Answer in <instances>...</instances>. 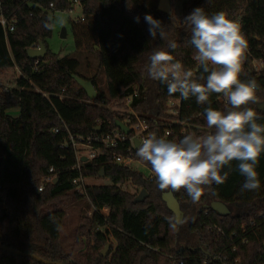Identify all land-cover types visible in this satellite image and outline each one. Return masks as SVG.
Here are the masks:
<instances>
[{"label": "trees", "instance_id": "16d2710c", "mask_svg": "<svg viewBox=\"0 0 264 264\" xmlns=\"http://www.w3.org/2000/svg\"><path fill=\"white\" fill-rule=\"evenodd\" d=\"M158 5L159 0L4 2L3 11L16 17L17 22L15 31L7 37L0 26V73L17 69L21 77L11 91H0L1 245L65 264H204L208 257L214 264L216 256L228 264H264V153L256 166L259 189L241 190L245 178L238 171V162L232 161L231 167L221 171L222 176L227 173L223 183L209 185V192L204 191L196 202L183 189H161L156 179L150 181L141 171L117 165L109 153L81 162L76 168L71 137L77 140L117 130L116 122L128 116L135 122L133 115L113 110L112 104L127 105L153 125L158 122L156 135L168 140L178 142L189 133L199 136L214 131L207 128L204 116V108L209 105L198 104L192 96L182 98L178 118L185 125H172L173 135L167 138L160 127L162 121L173 118L167 102L174 94L169 95L166 84L148 76L151 54L168 51L174 61L193 71L199 65L194 60L196 49L190 43V27L184 22L181 26L174 24L171 15L159 11ZM77 6L82 17L71 22V29L76 51L84 46L98 61L92 78L82 73L78 56L59 57L48 45L53 36L50 14ZM196 7H202L208 15L223 12L239 24L249 52H245L240 79L255 80L258 85L255 102L241 110L251 108L259 117L257 123L264 125V109H259L264 104V68L258 75L253 66L254 60L264 62V0H188L182 6V17ZM145 14L163 23L167 39L159 34L152 39ZM45 23L52 26L45 27ZM169 41H175L177 47L171 49ZM40 43L47 48L45 57L31 58L28 50ZM101 74L105 76L106 92L99 86ZM201 74L207 75L199 67L197 76ZM74 76L93 83L97 91L93 101ZM221 96L211 94L210 106L226 111L217 101ZM13 109H19L18 118L8 115ZM135 158L141 160L136 153ZM141 162L151 170L148 162ZM50 168L58 181L39 193ZM101 172L111 184L81 188L82 183L75 182L99 177ZM125 184L139 192L145 190L148 197L135 204L138 193L121 190ZM168 190L185 213L182 225L177 224L162 199ZM82 201L92 215H80L76 238L67 250L61 239L66 209ZM213 201L225 204L232 213L221 216L204 209ZM103 207L110 208L109 215L101 213ZM111 239L115 246L111 245L110 255L104 258L100 253ZM243 239L247 240L244 245ZM235 246L238 249L233 251ZM0 264L41 263L0 250Z\"/></svg>", "mask_w": 264, "mask_h": 264}, {"label": "clouds", "instance_id": "9594fccd", "mask_svg": "<svg viewBox=\"0 0 264 264\" xmlns=\"http://www.w3.org/2000/svg\"><path fill=\"white\" fill-rule=\"evenodd\" d=\"M135 19L139 21V17ZM144 19L152 39L157 34L167 39L160 20L151 14H145ZM183 22L191 29L190 43L196 49L194 60L206 77L185 69L165 50L151 54L147 74L166 84L169 95L179 93L185 100L192 96L198 104L209 105L204 108V116L207 128L214 131L199 136L189 133L178 142L151 133L137 146L136 155L151 165L161 189H183L193 202L200 199L205 186L223 183L227 173L222 176L221 171L225 166L231 167L232 161L238 162V171L245 178L241 190H257L260 181L256 166L264 153V125L257 123L259 117L251 108L241 110L242 106L255 102L258 87L255 80L240 79L247 41L239 24L223 12L208 15L202 7H196ZM51 26L45 23V27ZM168 46L177 47L175 41H169ZM213 93L226 99L230 106L226 111L210 106L209 97Z\"/></svg>", "mask_w": 264, "mask_h": 264}, {"label": "built area", "instance_id": "2783aa9c", "mask_svg": "<svg viewBox=\"0 0 264 264\" xmlns=\"http://www.w3.org/2000/svg\"><path fill=\"white\" fill-rule=\"evenodd\" d=\"M7 0H0V26L3 28L4 33L6 37L13 33L16 29V22L17 19L14 16H8L3 11L4 2ZM53 8V5H51ZM70 13L73 12V10L68 11ZM82 20H84L82 18ZM40 44H34L30 49H39ZM248 54L249 52L246 51ZM253 66L256 71V73L259 75L261 73V70L264 68V62L254 60ZM199 71V66L196 67L194 70V73ZM47 96L46 94H44ZM218 103L221 105L223 110H226L229 105L227 104L226 99L221 96L218 100ZM130 102V100H128ZM167 108H168V114L173 117L172 119L164 120L168 121L160 124V127L164 129L165 137H169L173 135L172 125H185L179 120V116L181 114L182 109V97L180 95L172 96L168 102H167ZM134 116L135 122H133V117L128 116L123 123L128 126L131 129L130 134L123 133L120 129L117 130H110L106 131L105 133H102L100 135H90L87 137H79L77 140H75L73 137H71V143L72 148L75 151L76 158L78 161V164L76 166L77 169L80 168L81 162L93 160L99 156L104 155L105 153H109L112 155V159L114 163H116L119 166H122L125 169H134L138 170V166L148 169L146 165H144L141 160H137L135 158V153L137 150V146L142 142L143 139L147 138L151 133H155L157 130L158 122L155 123V125L151 124L145 119H141L134 113H130ZM176 118V119H175ZM66 128V126H64ZM67 129V128H66ZM185 131V129H184ZM183 131V132H184ZM54 132H58L57 129L54 130ZM156 134V133H155ZM137 141L139 144L137 145ZM149 175L146 176V178L150 181H153L155 179L154 174L150 169H148ZM56 175L53 168L48 169L47 175L44 177L42 184L40 185L38 192L41 193L44 191V189L52 184L55 181ZM85 179H79L75 182L82 183L80 186L83 188L85 185L84 183ZM79 191L81 192V189L79 188ZM221 231V230H219ZM243 245L247 243V240L243 239L241 242ZM238 249L237 246L233 248V251H236ZM239 259H237L238 261ZM214 264H228L226 262H223L221 257L216 256L214 259ZM236 261V262H237ZM211 260L207 259L204 264H211ZM182 264V263H181Z\"/></svg>", "mask_w": 264, "mask_h": 264}, {"label": "rangeland", "instance_id": "374dc122", "mask_svg": "<svg viewBox=\"0 0 264 264\" xmlns=\"http://www.w3.org/2000/svg\"><path fill=\"white\" fill-rule=\"evenodd\" d=\"M188 0H171V19L172 22L176 25L181 26L183 24L182 17V6ZM82 17V10L80 7H75L72 13L70 12H57L54 14H50V19L53 22V36L48 40V45L52 52L59 55V57H65L69 55H75L80 58L82 62V73L92 78L97 73L98 61L95 56L91 53L87 52L86 48L83 46L79 51H76V45L74 41V36L71 29V22L77 21ZM66 28L67 35L65 38H62L61 32L62 29ZM21 77L20 72L17 69L4 70L0 73V91L1 92H9L11 91L15 85L17 80ZM101 81L99 82V86L101 91L106 92V82L105 76L100 75ZM113 110L125 113H134L131 109L126 107L119 106L117 104H112L110 106ZM136 114V113H134ZM8 115L13 118H18L20 115L19 109H13L8 112ZM139 171L145 174V176L149 175L148 169L137 165ZM86 186H100V185H109L111 184L110 180L105 178L104 176L87 178L84 181ZM120 189L131 194H140L139 190L131 186L130 184L121 185ZM206 193L209 192V186H205ZM137 195V196H138ZM86 202H79L73 205H70L66 209V216L63 220V226L61 229V239L64 247L68 250L70 245L74 242L76 238V228L78 226L79 217L81 214L85 213L87 217L92 215V211H89L86 208ZM101 213L105 216L109 215L110 208L103 207L100 209ZM110 246L113 244L115 246L114 240L111 239ZM111 251V249H110Z\"/></svg>", "mask_w": 264, "mask_h": 264}, {"label": "water", "instance_id": "95a60500", "mask_svg": "<svg viewBox=\"0 0 264 264\" xmlns=\"http://www.w3.org/2000/svg\"><path fill=\"white\" fill-rule=\"evenodd\" d=\"M159 11L166 13V14H171L172 6H171V0H159V5H158ZM67 35V30L66 28L62 29L61 36L62 38H65ZM47 53V48L43 43H40V48L39 49H29L28 54L31 58H43L45 57ZM76 82L86 91L89 99L93 101L97 97V91L96 88L94 87L93 83L91 81L84 80L80 77L74 76ZM259 109H264V104H261L259 106ZM116 126L118 129H120L123 133L125 134H130L131 129L126 126L122 121H117ZM100 128L98 129V132H100ZM139 142L137 141V145ZM100 176H104V172H101ZM58 181V179L55 180V183ZM148 197V194L145 190H142L140 194L134 199V203H142L145 201V199ZM163 201L166 203L168 209L175 215L176 222L178 225H182L184 222V217L185 213L181 209L180 203L177 200V198L174 196L173 192L171 190H168V192L164 193L162 195ZM204 209H211L215 212H217L221 216H227L230 215L232 212L231 210L223 203L218 202V201H213L208 205L204 206ZM110 249L111 246L108 243L106 247L101 251V256L106 258L107 256L110 255ZM0 250H3L5 252L11 253L16 256L20 257H26V258H31L33 260L38 261L41 264H65V263H59V262H51L48 260H45L39 256H36L34 254H27L23 253L21 251L15 250L13 248H8L0 244ZM182 252V251H181ZM209 258V257H208ZM207 258V259H208Z\"/></svg>", "mask_w": 264, "mask_h": 264}]
</instances>
